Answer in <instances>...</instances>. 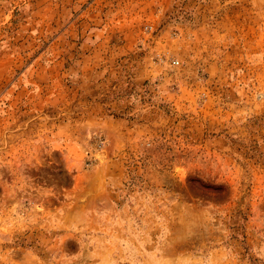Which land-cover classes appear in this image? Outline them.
I'll return each instance as SVG.
<instances>
[{"label":"rangeland","instance_id":"1","mask_svg":"<svg viewBox=\"0 0 264 264\" xmlns=\"http://www.w3.org/2000/svg\"><path fill=\"white\" fill-rule=\"evenodd\" d=\"M0 264H264V0H0Z\"/></svg>","mask_w":264,"mask_h":264}]
</instances>
